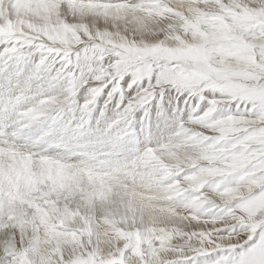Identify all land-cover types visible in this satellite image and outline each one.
<instances>
[{"label":"snow or ice","instance_id":"6c2138e0","mask_svg":"<svg viewBox=\"0 0 264 264\" xmlns=\"http://www.w3.org/2000/svg\"><path fill=\"white\" fill-rule=\"evenodd\" d=\"M0 264H264V0H0Z\"/></svg>","mask_w":264,"mask_h":264}]
</instances>
